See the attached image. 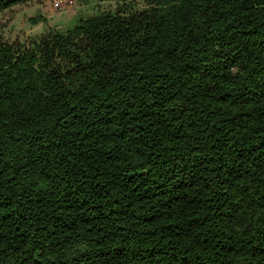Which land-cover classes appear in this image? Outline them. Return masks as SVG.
Here are the masks:
<instances>
[{
	"label": "trees",
	"instance_id": "16d2710c",
	"mask_svg": "<svg viewBox=\"0 0 264 264\" xmlns=\"http://www.w3.org/2000/svg\"><path fill=\"white\" fill-rule=\"evenodd\" d=\"M108 1L0 40V264H264V0Z\"/></svg>",
	"mask_w": 264,
	"mask_h": 264
},
{
	"label": "rangeland",
	"instance_id": "374dc122",
	"mask_svg": "<svg viewBox=\"0 0 264 264\" xmlns=\"http://www.w3.org/2000/svg\"><path fill=\"white\" fill-rule=\"evenodd\" d=\"M56 1L31 0L1 12L0 40L27 46L32 40L69 30L77 17L88 18L98 10L118 7L108 0H60L63 9L56 10Z\"/></svg>",
	"mask_w": 264,
	"mask_h": 264
},
{
	"label": "built area",
	"instance_id": "2783aa9c",
	"mask_svg": "<svg viewBox=\"0 0 264 264\" xmlns=\"http://www.w3.org/2000/svg\"><path fill=\"white\" fill-rule=\"evenodd\" d=\"M54 9L56 10H62L63 9V3L60 0H57L54 5H53Z\"/></svg>",
	"mask_w": 264,
	"mask_h": 264
}]
</instances>
